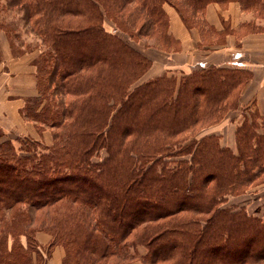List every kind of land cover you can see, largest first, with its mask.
<instances>
[{"label":"trees","instance_id":"trees-1","mask_svg":"<svg viewBox=\"0 0 264 264\" xmlns=\"http://www.w3.org/2000/svg\"><path fill=\"white\" fill-rule=\"evenodd\" d=\"M228 2L264 19V0H0L39 39L21 114L52 134L16 146L0 132V264H45L55 245L61 264H264V214L227 205L264 185V115L245 107L233 146L200 134L238 108L248 73L139 82L152 62L131 44L175 51L166 4L203 36L205 7Z\"/></svg>","mask_w":264,"mask_h":264},{"label":"crops","instance_id":"crops-1","mask_svg":"<svg viewBox=\"0 0 264 264\" xmlns=\"http://www.w3.org/2000/svg\"><path fill=\"white\" fill-rule=\"evenodd\" d=\"M169 18V33L178 41V49L163 52L144 48L151 59L146 77L160 75L168 70L178 71L190 64L232 65L248 73V80L240 90V107L255 102V107L264 111V19L251 11H244L236 2L226 4L209 3L202 19L208 33L202 36L196 29H187L177 12L169 5L164 6ZM0 36V131L9 138L42 140L46 145L52 141L49 129H40L25 119L21 109L27 98L36 95L35 66L33 61L38 50L24 51L19 55L11 52L7 35ZM238 54L232 64V56ZM190 70V69H189ZM188 70V71H189ZM37 242L46 246L50 235L45 231L36 233ZM64 249L55 245L45 264H61ZM139 261H134L136 264ZM140 264V263H139Z\"/></svg>","mask_w":264,"mask_h":264},{"label":"rangeland","instance_id":"rangeland-1","mask_svg":"<svg viewBox=\"0 0 264 264\" xmlns=\"http://www.w3.org/2000/svg\"><path fill=\"white\" fill-rule=\"evenodd\" d=\"M21 12L17 10H3L0 12V23H9L16 26V33H13L11 37L8 36V41L10 44L11 52L14 55H19L24 51H35L37 50V46H39V39L32 34L31 32L27 31L25 29V25L23 23V20L21 18ZM105 27L108 30H112L113 26L109 21L105 22ZM3 30L0 29V36L3 35ZM5 33V32H4ZM118 35L123 38L127 39V36H125L122 33H118ZM16 36V37H15ZM135 45V47L140 48L141 50L144 49L141 42L138 43H131ZM237 55L232 56V64H236L235 57ZM202 64L197 63L195 65L190 64L188 68H183L182 70L178 71V69L174 70H168L169 74H174L176 77H179L181 73L188 72L189 69L199 68ZM150 78L146 77V74L139 80V82ZM251 107L258 110L257 107H255V102H249L245 107ZM245 107H240V103L238 101V108L236 110H229L223 117L221 121H219L216 125L200 132V134H206V133H214L218 134L220 136V143L224 146H233L234 139V130L236 126L242 121V112L243 110H246ZM258 112L261 113L259 110ZM40 129H47V128H40ZM1 132V131H0ZM3 133V132H2ZM199 135V134H198ZM4 137L9 138L6 136V134L3 133ZM3 139L0 138V140ZM11 139V138H9ZM27 138H17L14 140V144L16 146H19L20 142ZM12 140V139H11ZM43 144H45L42 140H40ZM227 205H233V206H239L244 207L249 213L254 215H262L264 214V185H259L252 189L250 192H247L242 195L229 197L227 201ZM38 232V231H37ZM36 232V233H37ZM35 233V238H36ZM24 238H21L23 240ZM44 249V248H43ZM138 253L139 255H143L144 248L139 246L138 247ZM42 256L45 258L46 254L42 252ZM136 263V262H135ZM140 263V262H139ZM138 262L136 264H139Z\"/></svg>","mask_w":264,"mask_h":264}]
</instances>
